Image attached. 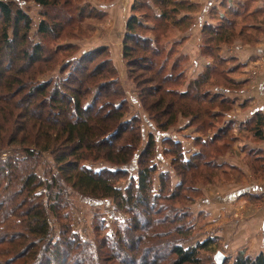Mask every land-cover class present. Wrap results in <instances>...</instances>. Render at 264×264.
<instances>
[{"label":"trees","instance_id":"1","mask_svg":"<svg viewBox=\"0 0 264 264\" xmlns=\"http://www.w3.org/2000/svg\"><path fill=\"white\" fill-rule=\"evenodd\" d=\"M34 1L42 7L56 4ZM192 7L184 0H132L122 38L128 78L156 131L166 132L181 116L201 133L215 130L207 141L195 139L199 151L189 159H184L180 142L163 139L162 153L171 157L173 173H159L154 193L157 138L152 131L144 137L139 116L126 117L129 101L108 47L71 57L56 78L38 81L37 65L52 59V52L48 56L41 42L29 44L31 19L0 0V150L16 147L24 155L10 157L0 168V264H202L199 253L214 240L183 246L198 229L189 207L200 195L199 184L235 173L218 162L234 136L228 125L217 129L221 114L213 111L229 102L214 88L232 82L217 56V45L246 37L248 17L258 18L243 0H224L220 9L211 6L209 15L216 24L202 25L200 49L213 63L182 91L188 57L181 51L183 40L170 36L173 29L185 33L193 25ZM144 8L156 16L153 25L139 11ZM95 9L94 20L105 22V10ZM60 26L61 22L49 26L41 21L38 32L57 36ZM262 124L261 113H256L250 131L258 140L263 137ZM247 151L254 174L261 176L263 152ZM44 152L52 156L55 172L50 169L49 178L42 179L33 167ZM98 160L112 166L94 169L86 164ZM173 174L178 177L175 185ZM120 180L126 185L119 186ZM70 191L98 204L111 202L127 219L102 235L105 220L96 207L93 239L85 240L71 226ZM51 220L58 227L55 237ZM226 262L264 264V253H238L231 262L225 256L221 264Z\"/></svg>","mask_w":264,"mask_h":264},{"label":"crops","instance_id":"2","mask_svg":"<svg viewBox=\"0 0 264 264\" xmlns=\"http://www.w3.org/2000/svg\"><path fill=\"white\" fill-rule=\"evenodd\" d=\"M184 1L194 4L190 13L194 22L185 33L178 35L177 32L180 31L176 29L174 31L175 37L178 35L180 37L176 38L183 40L181 51L190 61L188 46L191 44V38H194L197 33L199 63L196 64L198 67L192 76L189 75V71L187 72L188 67L184 68L186 80L180 88L182 91L187 88L190 81L196 79L203 72L205 66L213 63L211 57L205 56L201 52V28L204 23L216 24V21L209 15L210 7L216 6L220 9L224 0ZM243 1L246 2L248 11L254 13L258 20L248 17L245 22L247 25L246 37L238 36L230 42H220L217 45V56L222 59V63L227 67V75L232 82H227L226 85H216L214 88L224 98L229 99L223 109L216 106L213 110L215 113L221 114L218 118L217 129L228 125L232 128L231 133L234 136L230 146L219 154L218 162L230 165L235 169V173L227 178H220L218 181L199 184L200 195L195 199L192 208L195 209V226L198 227V231L195 233V239L193 237L190 242L194 245L196 242L211 238L214 241L209 245V248H216L215 253L221 252L224 256L228 254L235 256L238 253L254 256L260 252L264 253V170L261 176L254 174L249 159H247V149L260 150L264 156V0ZM107 4L108 6L110 4L111 11L104 9L108 16L104 28L111 23V27L114 28L115 23L121 19L120 10L123 11L126 8L125 11H127L124 12L125 17L116 35V45L112 42L104 44L109 49L110 58L118 70L120 79H123L125 69L122 57V38L126 21L130 15L132 0H121L120 4L119 0H111ZM213 76L211 74V78ZM256 113H261L263 117V137L260 140L254 137L250 131L256 121ZM188 123L189 118L179 121L177 127L182 128V132L176 137L170 136L168 132L160 133L157 131L155 133L157 143L164 144V138L178 141L182 145L184 159H189L190 156L199 151L195 139L200 138L202 141H207L213 137L215 130H208L204 134L197 131L194 126L187 125ZM188 135L189 137H185ZM165 148L166 145L163 150ZM162 152H158L157 156L164 159L169 164V168L160 169L156 164L154 193L159 189V173L171 171L169 160L164 158ZM177 182L178 180L173 181L172 179L174 185Z\"/></svg>","mask_w":264,"mask_h":264},{"label":"rangeland","instance_id":"3","mask_svg":"<svg viewBox=\"0 0 264 264\" xmlns=\"http://www.w3.org/2000/svg\"><path fill=\"white\" fill-rule=\"evenodd\" d=\"M3 1H9L14 6H17L20 8L25 14L29 16L31 19V26L28 31V43L29 44H35L38 42H41L46 48H47V55H50V52H52V59H49L48 61L37 65L36 69H40L35 74V78L38 81L46 80L49 78H56L60 74V67L63 62H65L67 59H70L71 57H79L83 53H86L90 51L91 49H94L98 46H104L106 43L112 42V44L117 43V33L118 30L123 22V19L125 17L124 12L125 9L120 10V18L117 19L118 21L115 23L114 28L111 27V24L108 27H103L108 20V16L105 22H96L94 18L96 17L97 10L95 8L100 9H107L111 11L110 4L108 6V2L105 0H56L55 5H50L49 7H42L39 4H37L34 0H3ZM113 1V0H112ZM121 0H119L120 4ZM118 4V2H117ZM141 12L145 13L144 19L149 20V25H153V22L156 23L157 18L154 15L152 9L150 8H144L139 10ZM154 12L158 13L159 10L154 8ZM112 19V18H111ZM41 21H45L49 23V26L52 22L58 23L61 22L62 26L56 27V32H59L57 36L49 34L47 36H43L39 34L38 32V26ZM0 20V25H1ZM97 29V30H96ZM172 30V29H171ZM176 30L173 29L172 36L175 35ZM174 32V33H173ZM145 32H142L144 34ZM148 34V32H146ZM179 35L180 32H177ZM197 34V33H196ZM195 34L192 35L194 38H191L192 41L189 44L188 53L191 56V60L186 63L187 72L189 71V75H194V71L197 69L199 61H198V44L199 39L198 36ZM9 35L11 36V31L9 32ZM176 37H180V36ZM60 44V45H57ZM107 47V46H106ZM54 51L56 53L54 54ZM119 64L118 62H116ZM114 64V62H113ZM185 66V67H186ZM196 66V67H195ZM195 67V68H194ZM194 68V69H193ZM125 72H123V79H120V83L122 87L124 88L126 97L128 99L129 109L126 114V117L129 116H139L141 119V126L143 128V134L144 137L147 136V134L152 131L154 133H157L155 129L154 122L150 121V116L148 113L142 108L138 101L137 97V90L135 88V85L132 83V81L128 78L127 70L125 68ZM124 71V70H123ZM119 74V73H118ZM120 78V76H119ZM181 119H185L184 117H179L177 122L170 126L166 132L173 137L179 136V134L182 132V128L177 127L178 123ZM183 137V136H182ZM185 137H189L185 136ZM161 138V136H159ZM158 138V141L160 142ZM165 145L162 143H157V150L158 152L163 151V147ZM23 153L19 152V150L16 147H5L0 150V168L1 164L5 161H8L10 157H15L22 159ZM165 159L169 160V163L171 162V157L164 156ZM54 162L52 156L48 152L41 153L38 156L37 162L35 163L33 170L35 174H37L40 178H49L50 174H48V171L52 169V173L55 172V169L52 168ZM90 167L94 169H98L101 167H109L112 166L108 162L104 160H98L95 162H87ZM155 164H158L160 169H167L169 168L164 159H161V157L157 156L155 159ZM132 169V174L135 175V164H132L130 166ZM171 168V167H170ZM171 173L172 170H171ZM173 181L178 180V177L174 174L172 175ZM127 183L126 180H120L118 185L119 186H125ZM69 201H70V216H71V226L72 229L79 233V235L85 239V240H91L93 239V231H92V212L94 208H98L103 214L102 217L105 220V231H102L100 234H104L105 232L107 234L111 233L112 230L115 229V223L116 222H122L124 219H127V214L123 211H118L114 208L113 204L111 202L105 201L104 203H97L95 201H90L87 199H81L79 196L74 194L73 192H69ZM195 202V201H194ZM194 202L190 205V209L193 213V216H196L195 209L193 208ZM51 223L54 227V237L58 234V227L57 224L53 220H51ZM198 229L196 230V232ZM194 232L188 240L184 241L182 244L184 247L193 245L190 240L193 238L195 239L196 235ZM192 243V244H191ZM216 249V248H215ZM215 249L209 248L206 251H201L200 257L202 258V264H217L214 255H215ZM237 255V254H236ZM235 255V256H236ZM235 256H231L228 254L227 260L229 262L233 261ZM226 264H230L226 262Z\"/></svg>","mask_w":264,"mask_h":264},{"label":"water","instance_id":"4","mask_svg":"<svg viewBox=\"0 0 264 264\" xmlns=\"http://www.w3.org/2000/svg\"><path fill=\"white\" fill-rule=\"evenodd\" d=\"M224 257L225 256L221 252H217L214 255V259L217 262V264H221L223 262V260H224Z\"/></svg>","mask_w":264,"mask_h":264},{"label":"built area","instance_id":"5","mask_svg":"<svg viewBox=\"0 0 264 264\" xmlns=\"http://www.w3.org/2000/svg\"><path fill=\"white\" fill-rule=\"evenodd\" d=\"M192 246V245H191Z\"/></svg>","mask_w":264,"mask_h":264}]
</instances>
